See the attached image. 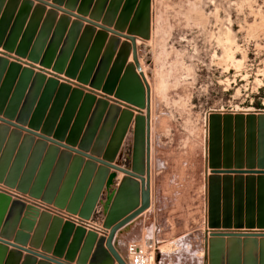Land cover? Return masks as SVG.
<instances>
[{"label":"rangeland","instance_id":"rangeland-1","mask_svg":"<svg viewBox=\"0 0 264 264\" xmlns=\"http://www.w3.org/2000/svg\"><path fill=\"white\" fill-rule=\"evenodd\" d=\"M145 3L149 8L142 21ZM127 35L135 38L134 44ZM20 46L38 54L40 61L18 55ZM0 58L8 63L0 64V194L11 198L0 220V239L14 244L22 232L27 249L77 264L92 231L98 236L94 251L99 247L100 257L118 264L107 253L105 239L116 222L142 205V181L133 178L138 187L132 184L126 193L132 197L129 212L123 216L122 203L109 219L129 176L103 168L101 160L108 157L129 171L145 170L147 182V106L138 101L148 86L150 205L116 231V250L131 263L117 237L150 208L141 239L129 241L127 247L137 243L150 250L151 264H264V0H0ZM11 62L36 68L34 74L43 72L72 89L65 93L58 85L36 114L46 80L26 83L8 71ZM132 67L142 85L128 70ZM72 72L76 77L69 76ZM81 74L88 82L79 80ZM106 84L136 102L105 92ZM58 91L65 100L56 97ZM88 93L95 101L82 112ZM100 100L108 106L99 105ZM122 109L133 113L124 133ZM31 119L38 126L36 134L29 135L24 128ZM43 132L49 138L46 145L39 136ZM67 140L86 154L82 160L76 151L52 147L53 141L68 145ZM102 177L94 208L84 216L81 211L92 203ZM13 203L21 208L19 213ZM227 215L230 227L224 226ZM237 216L242 227L235 226ZM55 218L62 221L58 226H53ZM25 219L31 228L21 227ZM250 222L253 227L246 226ZM67 223L73 224L70 230L65 229ZM77 227L86 234L76 259L69 261L59 251L61 245L68 250ZM12 244L5 243L8 252L18 250ZM27 254L22 250L20 264Z\"/></svg>","mask_w":264,"mask_h":264},{"label":"water","instance_id":"water-1","mask_svg":"<svg viewBox=\"0 0 264 264\" xmlns=\"http://www.w3.org/2000/svg\"><path fill=\"white\" fill-rule=\"evenodd\" d=\"M148 4H144V8H142L140 10V13L141 16L140 18H142V21H144V18H146L147 16V13H148ZM128 38H130L133 42V44L135 43V38L131 35H127ZM134 49L135 48V45H134ZM16 53L20 56H23V57H28L29 60L31 61H34V62H39L40 61V57L38 54L36 53H33V52H28L27 51V47L26 49H24L22 46H20ZM0 64H8L7 61L3 58H0ZM138 66V65H137ZM139 69V67H137ZM114 69V68H113ZM118 69L116 67V70L118 72ZM128 70L134 72L135 74V79H137V81L142 85V81H141V78L139 75H137L134 67H132L131 69L128 68ZM8 71L16 74V75H20L21 78L26 82V83H29L31 81H33V84L34 85H37V83L40 84V82L42 80H46L45 84H44V91L42 93V98L40 100V103H39V106L36 108L35 110V113L37 114L38 112H41V102H44L46 99V97H49L52 95V91L54 89H57L58 85H60V89L59 91H63V92H68L70 91L72 88L70 87V85L66 84V83H61L59 84L58 82V79L57 78H54V77H50V78H46L44 73L43 72H40L39 74L37 73L34 74V70L30 67H24L22 66L21 64L17 63V62H11L9 63L8 65ZM71 71V70H70ZM69 76L71 77H76V74L75 72H72L69 74ZM83 75L81 74L79 76V80L82 81V82H88L87 80H84L83 79ZM31 80V81H30ZM103 90L107 93H115L116 96H120V98L122 99H125L126 101H133V102H136L133 98L131 97H126V96H122L121 95V91L116 90L114 89L113 86H111L110 84H106L104 87H103ZM59 95H57L56 97L57 98H60V99H63L65 100L63 97H62V94L61 92H59ZM73 94H77L79 97L83 96L84 94L82 93V91H78V90H74L73 91ZM143 101L141 100L138 101V105H140L141 107H144V106H147V117H146V122H145V129H144V134H143V146H144V156H145V163H146V175H147V182L145 183V178H144V172L145 170L143 171H140V172H135V171H129L127 169H123V168H120L118 166H115L113 165L111 162L110 159H108V157L104 158L103 160H101V163L103 164V168L107 169L108 170V167L111 168L113 167L114 169H119L123 172H125L129 177H127L121 187H120V190L114 200V203L112 205V208L110 210V213H109V219L112 218L115 214V211L117 213V211L120 210V207L122 205V203H125V207L124 209H122V214L123 216L129 212V208L132 207V205L130 204L131 200H132V197L130 194H126L127 192H129V186H131L132 184H136V186L138 187V182H136L133 178H139L141 179L142 181V184H141V198H142V205L137 208L134 212H132L131 214H129L128 216L124 217L123 219H121L120 221L116 222L112 227H111V230H110V233L108 235V237L105 239V245L107 247V253L110 254L111 257H113V259H116V261L118 262V264H127L126 261L124 260V258L121 256V254L116 250L115 248V245H114V237H115V233L116 231L122 227L123 225L127 224L131 219H133L134 217H136L138 214H140L142 211H144L149 205H150V147H151V144H150V118H149V111H150V108H149V105H150V94H149V88L147 86V92H143ZM146 98V100H145ZM95 101V96L92 95V94H85L84 96V101H83V107H82V112L85 111L87 108H89L90 104H92L93 102ZM55 103H58V112L60 110V105H59V101L56 100ZM102 103H104V106H108L106 102L100 100L98 102L99 105H101ZM117 104V103H116ZM103 105V104H102ZM115 107H117L116 105H113ZM112 106V107H113ZM31 107V105L28 107V109ZM111 107V108H112ZM119 107H117L116 109H118ZM122 116L127 119V121H124V122H121L122 126L121 127V132L124 133V128L127 127V124L129 122V120L132 118L133 116V113L130 109H122ZM60 114V113H59ZM6 117V116H5ZM39 117V116H38ZM6 118L12 120L13 119V116L12 115H8ZM6 122H10L9 120L5 119ZM137 123L139 122V119L136 120ZM37 123L35 121H32V119L30 121H28V129L24 128V126H19V125H16L18 126V128H24L25 130H27L29 132V135L31 134H36V132L34 130L37 129V126L36 125ZM24 125V124H23ZM75 128V127H74ZM79 128V127H78ZM45 135H41L39 134V136L41 137V140L44 141V144L42 145H46V140L49 139L47 133L43 132ZM139 125H137L136 127V140H135V144H136V147L138 145V134H139ZM53 145L52 147L58 151L59 147L62 145L66 148V150L68 152L70 151H76L78 154H79V157H77V159H83V156L86 155L84 152L80 151V150H76L73 148V144L67 140L66 143L68 145H64L62 143H60V141H53ZM140 142V141H139ZM91 159H94V160H97L95 157L93 156H89ZM78 159V160H79ZM114 176L115 174H111L108 178V181H107V188L109 189L112 182H113V179H114ZM104 177V176H103ZM103 177L98 180L97 184L95 185L94 187V190H93V193H92V197H91V201L92 203H90L89 205H87L86 209L83 210V212L81 211V214H83L84 216H89L90 213L92 212L93 208H94V205L96 203V200L100 194V191H101V186L103 185ZM75 179V178H74ZM217 180V178H215ZM219 179V178H218ZM132 187V186H131ZM133 189H137L135 187H133ZM31 194H35L33 192H31ZM111 194V193H110ZM36 196H39V194H35ZM127 200V201H126ZM11 203V198L5 194H0V220H2V217H4L3 215H5V211L8 209V206L10 205ZM14 204V203H13ZM56 204H59L61 206H63L64 204L63 203H60L59 201H56ZM15 205V204H14ZM128 206V207H127ZM15 211H17L18 213L21 211V208H19L18 206H13L12 207ZM216 208V207H214ZM28 210L31 209V206H28L27 207ZM218 208L215 209V211H217ZM219 212V211H217ZM230 209H229V213H230ZM227 213H228V209H227ZM241 213H239L238 215H240ZM249 214V213H248ZM214 218H215V223H213V226L216 227L218 226V221H216V213L214 212ZM240 216H237L236 218V222H235V226L236 227H242L243 226V223L241 221V219H239ZM55 223L53 226H58L57 224L61 223L62 221L58 218H55L54 220ZM232 219L230 217H226V220L224 222V226L225 227H230L231 225H233L231 223ZM23 224H21V227L24 228L26 227L27 229L31 228L30 226L32 225V223L28 220H23L22 222ZM67 226L65 227L66 230H70L69 227H73V224L71 223H67L66 224ZM247 227H253V223H249L248 225H246ZM86 234V230L83 228V227H77L76 228V235L74 236L73 238V241L70 245V247L68 248V250L65 251L64 249V246L61 245L60 247V250L59 253H60V256L62 255H65L66 259L69 260V261H74L76 259V256H77V253H78V245L83 242L82 240V236H84ZM18 237H16L15 239V243L12 244V243H9L8 241H5L4 239H0L2 242H5L7 244H12L14 245L15 247L18 248V250H12L10 252H8V249H7V245H5V243H0V264L2 263L5 255L8 254V258H7V263L6 264H20V260L22 258V250H25L28 252V254L25 256V259L23 261L22 264H50V262H55L57 264H68V263H64L62 261H59L57 259H54V258H50V257H47L43 254H40V253H37L35 251H32L30 249H27L24 245H25V242L24 239H23V233L22 232H19ZM97 234L95 232H88L87 233V237L84 241V245L82 247V250H81V253L79 254L78 258H77V264H108L109 261L107 262L106 260H104L102 257H100V253H99V247L96 249V251H94V246L96 244V240H97ZM21 250V251H20ZM95 252V253H93ZM55 254H57V251H55ZM38 256L42 257L44 260L46 261H38ZM103 259V260H102ZM110 259V258H109ZM111 264V262L109 263Z\"/></svg>","mask_w":264,"mask_h":264},{"label":"crops","instance_id":"crops-1","mask_svg":"<svg viewBox=\"0 0 264 264\" xmlns=\"http://www.w3.org/2000/svg\"><path fill=\"white\" fill-rule=\"evenodd\" d=\"M150 208L135 218L132 222H130L127 226L122 228V235L118 238L117 237V244L119 247L126 251L127 249V243L132 240H140L141 239V231L142 228L147 224L148 221V215L146 214Z\"/></svg>","mask_w":264,"mask_h":264},{"label":"built area","instance_id":"built-area-1","mask_svg":"<svg viewBox=\"0 0 264 264\" xmlns=\"http://www.w3.org/2000/svg\"><path fill=\"white\" fill-rule=\"evenodd\" d=\"M127 253L131 258V264H151L154 261L152 252L137 243H130Z\"/></svg>","mask_w":264,"mask_h":264},{"label":"bare ground","instance_id":"bare-ground-1","mask_svg":"<svg viewBox=\"0 0 264 264\" xmlns=\"http://www.w3.org/2000/svg\"><path fill=\"white\" fill-rule=\"evenodd\" d=\"M152 36V35H151ZM138 43H139V40H138ZM141 66H142V72H143V74H144V76H145V78H146V80H147V82L149 83V86H151V83H150V80H149V78H148V75H147V73H146V69H145V67H144V65L141 63ZM36 69V68H35ZM34 69V70H35ZM39 70V69H38ZM151 89H152V86H151ZM151 103H152V101H151ZM151 106H152V104H151ZM151 109V108H150ZM220 110H221V108H220ZM238 110V109H237ZM245 110H252V109H245ZM242 111V110H241ZM208 119V118H207ZM150 124H152V123H150ZM151 126V125H150ZM152 127V126H151ZM150 144H151V155H152V131H151V133H150ZM150 155V156H151ZM150 160H151V162H152V156L150 157ZM152 164V163H151ZM152 168V167H151ZM113 170V169H112ZM208 170V169H207ZM152 171V170H151ZM151 171H150V173H151ZM124 174H123V172L121 173V172H119L118 173V178H121L122 176H123ZM152 175H150V177H151ZM152 178V177H151ZM150 182H151V180H150ZM150 186H152V185H150ZM150 191H151V189H150ZM128 260V259H127ZM128 263L129 264H131L129 261H128Z\"/></svg>","mask_w":264,"mask_h":264}]
</instances>
